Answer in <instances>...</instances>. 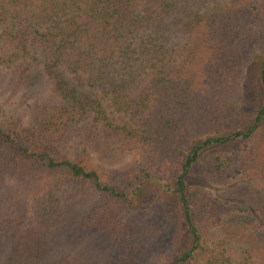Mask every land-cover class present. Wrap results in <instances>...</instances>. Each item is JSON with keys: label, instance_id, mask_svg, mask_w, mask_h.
<instances>
[{"label": "trees", "instance_id": "trees-1", "mask_svg": "<svg viewBox=\"0 0 264 264\" xmlns=\"http://www.w3.org/2000/svg\"><path fill=\"white\" fill-rule=\"evenodd\" d=\"M256 55L264 0H0V84L19 99L0 119V264H96L63 250L85 235L140 264L150 180L176 201L161 264H264ZM197 166L219 194L191 188Z\"/></svg>", "mask_w": 264, "mask_h": 264}, {"label": "rangeland", "instance_id": "rangeland-1", "mask_svg": "<svg viewBox=\"0 0 264 264\" xmlns=\"http://www.w3.org/2000/svg\"><path fill=\"white\" fill-rule=\"evenodd\" d=\"M264 60V55H256L248 71V78L251 80L259 74V69ZM248 80V81H249ZM7 84V81H5ZM4 83L0 84V119L9 120L14 115H18L14 108L19 106L18 97L11 98L6 90ZM19 110V109H18ZM21 112V109L20 111ZM22 113V112H21ZM121 116V115H120ZM130 159V158H129ZM196 174L188 178V182L192 189L196 191H207L215 195L221 192V187L212 184L203 179L199 174V168L195 169ZM8 190V186H4ZM173 185L168 181H148L137 195L138 202L143 211H151L152 219L156 225L155 241L157 244L151 248L150 252L141 259L140 264H161L162 256H169L176 249V232L175 223L171 222L169 212L175 207V195L173 194ZM88 235L82 236L74 243H67L63 250L66 253H71L73 248H83L89 254L94 252L96 255V264H114L117 257V248L105 244L97 238L89 239ZM92 243V247L88 248V244Z\"/></svg>", "mask_w": 264, "mask_h": 264}]
</instances>
